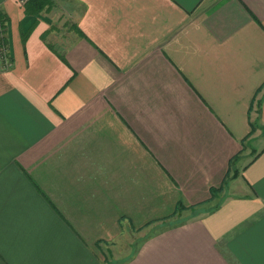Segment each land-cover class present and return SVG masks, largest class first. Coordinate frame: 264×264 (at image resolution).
<instances>
[{
	"label": "crops",
	"instance_id": "0c3cea01",
	"mask_svg": "<svg viewBox=\"0 0 264 264\" xmlns=\"http://www.w3.org/2000/svg\"><path fill=\"white\" fill-rule=\"evenodd\" d=\"M0 14V264H264V0Z\"/></svg>",
	"mask_w": 264,
	"mask_h": 264
},
{
	"label": "trees",
	"instance_id": "16d2710c",
	"mask_svg": "<svg viewBox=\"0 0 264 264\" xmlns=\"http://www.w3.org/2000/svg\"><path fill=\"white\" fill-rule=\"evenodd\" d=\"M52 6H53V0H28L27 3L24 5L25 11L28 15H36L42 10L49 9ZM5 22H6V18L2 14H0V32H1L0 46H4L6 43L5 38L3 36ZM236 174L237 173L234 172L232 178H234ZM228 175L226 176V179L228 178ZM210 192L211 195L214 196L217 194V192H219V190L211 189ZM184 209L185 207H183L181 204L179 203L177 204L176 212L182 211Z\"/></svg>",
	"mask_w": 264,
	"mask_h": 264
},
{
	"label": "built area",
	"instance_id": "2783aa9c",
	"mask_svg": "<svg viewBox=\"0 0 264 264\" xmlns=\"http://www.w3.org/2000/svg\"><path fill=\"white\" fill-rule=\"evenodd\" d=\"M18 2V4H20L21 6H24L28 0H16ZM1 34V32H0ZM6 45L4 46H0V52L2 54V59L6 60L7 55H6ZM9 64V63H8Z\"/></svg>",
	"mask_w": 264,
	"mask_h": 264
}]
</instances>
